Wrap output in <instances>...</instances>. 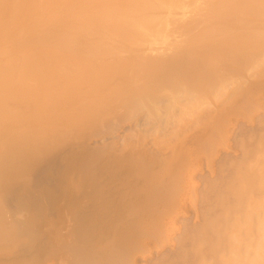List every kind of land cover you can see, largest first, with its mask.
Returning a JSON list of instances; mask_svg holds the SVG:
<instances>
[{
	"label": "bare ground",
	"instance_id": "6f19581e",
	"mask_svg": "<svg viewBox=\"0 0 264 264\" xmlns=\"http://www.w3.org/2000/svg\"><path fill=\"white\" fill-rule=\"evenodd\" d=\"M0 264H264V0H0Z\"/></svg>",
	"mask_w": 264,
	"mask_h": 264
}]
</instances>
